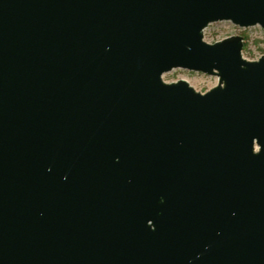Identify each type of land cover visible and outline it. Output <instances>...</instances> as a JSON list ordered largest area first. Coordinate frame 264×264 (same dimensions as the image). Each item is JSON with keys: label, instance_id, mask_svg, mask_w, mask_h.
<instances>
[{"label": "water", "instance_id": "water-1", "mask_svg": "<svg viewBox=\"0 0 264 264\" xmlns=\"http://www.w3.org/2000/svg\"><path fill=\"white\" fill-rule=\"evenodd\" d=\"M222 22L264 0H0V264H264V56Z\"/></svg>", "mask_w": 264, "mask_h": 264}, {"label": "rangeland", "instance_id": "rangeland-1", "mask_svg": "<svg viewBox=\"0 0 264 264\" xmlns=\"http://www.w3.org/2000/svg\"><path fill=\"white\" fill-rule=\"evenodd\" d=\"M231 36L244 38L243 58L248 61H257L264 56V31L259 27L242 29L230 22L211 24L204 31V41L209 44L220 42ZM166 83L184 80L194 90L204 94L218 85V78L186 70H174L163 76Z\"/></svg>", "mask_w": 264, "mask_h": 264}]
</instances>
